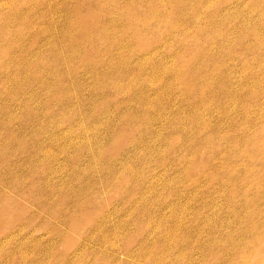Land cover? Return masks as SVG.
<instances>
[{
    "label": "rangeland",
    "instance_id": "obj_1",
    "mask_svg": "<svg viewBox=\"0 0 264 264\" xmlns=\"http://www.w3.org/2000/svg\"><path fill=\"white\" fill-rule=\"evenodd\" d=\"M0 264H264V0H0Z\"/></svg>",
    "mask_w": 264,
    "mask_h": 264
}]
</instances>
